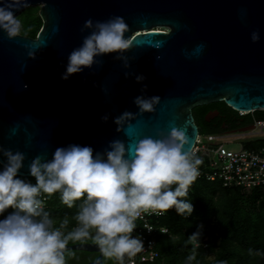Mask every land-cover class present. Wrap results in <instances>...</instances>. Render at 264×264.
<instances>
[{
    "label": "water",
    "instance_id": "obj_1",
    "mask_svg": "<svg viewBox=\"0 0 264 264\" xmlns=\"http://www.w3.org/2000/svg\"><path fill=\"white\" fill-rule=\"evenodd\" d=\"M38 6L42 27L36 38H9L0 30V146L24 153L20 178L35 179L32 160H50L58 147L78 144L103 153L119 139L134 152L139 139L174 127L185 131V148L192 151L200 135L193 111L202 106L264 111V0H20L15 15ZM115 16L129 26L125 35L133 43L123 55L130 66L107 54L91 69L62 79L69 53L91 31H82L84 22ZM137 75L145 80L137 82ZM139 95L159 96L156 111L117 131L115 117L138 114ZM218 114L209 112L207 120ZM69 250L99 253L94 244Z\"/></svg>",
    "mask_w": 264,
    "mask_h": 264
},
{
    "label": "clouds",
    "instance_id": "obj_2",
    "mask_svg": "<svg viewBox=\"0 0 264 264\" xmlns=\"http://www.w3.org/2000/svg\"><path fill=\"white\" fill-rule=\"evenodd\" d=\"M19 2L3 4L0 0V30L9 38L17 37L21 31V21L15 15ZM84 29L91 31L69 53L62 79L91 69L99 63L98 57L107 54H117L116 59L124 60L125 67L130 66L123 53L133 41L126 38L129 26L123 17L96 22L88 19ZM251 40H260L258 30L252 32ZM29 55L34 58L32 52ZM144 80L143 75L136 76L137 82ZM146 90L147 85L142 91ZM160 101L159 96L135 97L138 114L125 111L115 117L117 131L131 128L137 115L154 113ZM101 119L107 122L109 117L104 115ZM189 143L185 131L174 127L170 132L158 131L155 137L139 139L134 152L119 139L111 141L103 153L78 144L58 147L50 160L40 156L32 160L29 172L35 178L34 184L18 175L24 167V153L0 146V153L6 158L0 167V216L9 208L14 210L0 219V264H66L69 241L89 238L101 255L94 264H103L104 260L124 264L126 256L130 259L144 248L142 238L132 235L142 212L163 214L174 208L180 216H192L194 205L186 197L199 176L202 160L186 150ZM55 193L60 194L61 203L68 208L81 201L75 216L77 226L67 234L62 231L67 218L58 228L53 227L54 220L44 211V202L39 198L41 194ZM201 228L202 225L189 239H199ZM187 260L191 264L195 255H189Z\"/></svg>",
    "mask_w": 264,
    "mask_h": 264
},
{
    "label": "trees",
    "instance_id": "obj_3",
    "mask_svg": "<svg viewBox=\"0 0 264 264\" xmlns=\"http://www.w3.org/2000/svg\"><path fill=\"white\" fill-rule=\"evenodd\" d=\"M36 10L31 7L18 16L21 21V35L37 37L42 27V20L39 15H35ZM195 110L196 117H199L196 124L203 131L200 133L201 136L221 133L220 129L210 128L204 120V115L212 110H217L222 115L234 114L244 118L246 124L253 123L255 119L264 121V111L240 116L224 103L210 104ZM22 179L33 184L36 182L33 178ZM207 184L209 183L205 181H195L192 191L186 197L194 205L192 216H180L173 208L163 218L162 223L169 229V234L158 239L157 250L161 255L158 263L188 264L187 257L193 254L195 260L191 264H264V195L261 198L262 203L248 211L242 205L245 196L241 190L224 189L218 183H213L218 187L210 189ZM261 189L254 190L249 196L252 205L257 203V197L262 193L259 192ZM45 195L49 199L45 211L53 220L55 217L58 219L57 226L53 225V227L58 228L65 218L68 219V224L63 229L70 227V223L73 224L71 229L77 226L75 220L77 213L69 215L70 208L61 203L59 193L52 196ZM80 204L81 201H76L73 207L79 211ZM12 211H14L12 208L7 209L0 219ZM200 225H202L199 229L201 237L190 240L189 236L196 232ZM195 241L200 243L198 248L194 245ZM210 258L213 260H209Z\"/></svg>",
    "mask_w": 264,
    "mask_h": 264
},
{
    "label": "built area",
    "instance_id": "obj_4",
    "mask_svg": "<svg viewBox=\"0 0 264 264\" xmlns=\"http://www.w3.org/2000/svg\"><path fill=\"white\" fill-rule=\"evenodd\" d=\"M253 114L254 112L250 115ZM247 115L249 114L240 113V116ZM253 124L254 130L249 137L257 139L264 135V121L254 120ZM240 139L246 138L224 134L199 135L192 150L195 156L202 160L196 181L218 183L224 189H239L246 193L264 188V148L242 147L234 151L226 148L223 143ZM191 191L192 186L189 188V192ZM39 198L44 202L45 211L48 208L49 199L45 194H41ZM166 215L167 212L156 214L151 210L141 213L135 221L137 227L132 235H139L142 238L144 248L130 259L127 257L126 264H159L161 255L157 250V242L161 236L169 234V229L162 223ZM145 225L152 230L149 231ZM194 245L198 248L200 243L195 241Z\"/></svg>",
    "mask_w": 264,
    "mask_h": 264
},
{
    "label": "flooded vegetation",
    "instance_id": "obj_5",
    "mask_svg": "<svg viewBox=\"0 0 264 264\" xmlns=\"http://www.w3.org/2000/svg\"><path fill=\"white\" fill-rule=\"evenodd\" d=\"M196 110L193 111V115L195 118V122L197 123L199 117H196ZM217 110H212L210 112H214ZM219 112V111H218ZM209 113V112H208ZM208 113L204 115V120L206 124L209 125L210 128L214 129H220L221 133L227 136H239V137H245L248 138L251 136L250 134L252 133L249 131V129H252L254 127V124H246L244 123V118H240L235 116L234 114H218V116L210 119L209 121L207 120L208 118ZM253 119H255L253 117ZM257 120V119H255ZM262 121V120H261ZM251 138V137H249ZM75 244H94L93 241L89 238L83 242L80 241H69L68 245H75ZM95 245V244H94ZM100 254L97 252L94 253H88V252H83V251H67L65 252V257H66V264H90ZM127 261V256L125 257L124 264H126ZM103 264H117L115 260H104Z\"/></svg>",
    "mask_w": 264,
    "mask_h": 264
},
{
    "label": "rangeland",
    "instance_id": "obj_6",
    "mask_svg": "<svg viewBox=\"0 0 264 264\" xmlns=\"http://www.w3.org/2000/svg\"><path fill=\"white\" fill-rule=\"evenodd\" d=\"M33 8H36L37 10H36V16H38L39 15V11H40V9H41V7L40 6H38V7H33ZM26 11V10H25ZM24 11V12H25ZM23 12V13H24ZM18 18V17H17ZM200 128V127H199ZM200 133H203V131H202V129L200 128ZM224 144H225V147L226 148H228V149H230V150H234V151H237V150H239V149H241L242 147H244V148H248V149H252L253 147H256V148H264V135H262V136H260L259 138H257V139H253V138H246V139H240V140H235V141H228V142H226V141H224L223 142ZM197 182V181H196ZM195 184V182L192 184V185H194ZM207 186L208 187H210V189H212V187L213 188H215V187H218V185L217 184H213V183H209V184H207ZM257 190H259V189H257ZM259 192H262V193H260L259 195H258V197H257V203L255 204V205H252L251 204V202H250V200H249V196L251 195V193H246V192H242V194H243V196H245L244 197V202H243V206L248 210V211H250L251 209H253V206H258L259 205V203L261 204L262 203V200H261V198H262V196L264 195V189L262 188ZM247 204V205H246ZM77 208L76 207H72V208H70L69 209V215H74L75 213H77ZM58 219L55 217L54 218V225L55 226H57V221ZM68 220V219H67ZM70 220V219H69ZM70 225V227H68L67 229H62V231L65 233V234H67L68 232H70V230L72 231V230H74L73 228L71 229V227L73 226V224H69ZM70 229V230H69ZM191 255H193V254H191ZM209 260H213L212 258H210Z\"/></svg>",
    "mask_w": 264,
    "mask_h": 264
},
{
    "label": "bare ground",
    "instance_id": "obj_7",
    "mask_svg": "<svg viewBox=\"0 0 264 264\" xmlns=\"http://www.w3.org/2000/svg\"><path fill=\"white\" fill-rule=\"evenodd\" d=\"M245 114V113H244Z\"/></svg>",
    "mask_w": 264,
    "mask_h": 264
}]
</instances>
